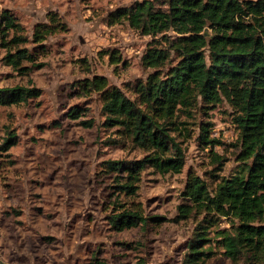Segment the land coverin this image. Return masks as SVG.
Segmentation results:
<instances>
[{"label":"rangeland","instance_id":"obj_1","mask_svg":"<svg viewBox=\"0 0 264 264\" xmlns=\"http://www.w3.org/2000/svg\"><path fill=\"white\" fill-rule=\"evenodd\" d=\"M143 0H0L23 25L22 46L35 55L17 69L0 47V86L34 85L42 94L27 102L0 106V258L10 264H184L189 240L202 214L180 218L178 206L191 202L183 190L191 175L212 187L238 169L239 130L227 102L181 114L185 130L174 132L185 152L181 172L142 171L135 194L117 186L108 160H137L153 153L106 122L97 77L131 98L134 85L155 68L143 62L153 36L143 34L111 13ZM170 12L169 36L188 32L190 21L169 0H152ZM59 16V28L43 43L33 41L40 23ZM72 111H77L71 114ZM76 115V116H74ZM212 123L213 150L200 139ZM91 123V124H88ZM12 130L17 143L2 145ZM178 133V134H177ZM215 153L223 156L218 162ZM131 209L145 221L118 229L111 216ZM217 227H230L222 217ZM215 230L210 237L215 239ZM215 254L203 264H255L232 260L212 240ZM209 245V244H207Z\"/></svg>","mask_w":264,"mask_h":264},{"label":"trees","instance_id":"obj_2","mask_svg":"<svg viewBox=\"0 0 264 264\" xmlns=\"http://www.w3.org/2000/svg\"><path fill=\"white\" fill-rule=\"evenodd\" d=\"M169 2L192 24L188 32L169 36L175 18L155 8L152 0L111 13V22L126 19L133 28L153 36L143 62L155 69L134 85V98L118 86H109L102 76L94 84L102 94L107 124L119 126L128 138L153 153L137 160H108L107 168L118 173L117 186L128 194L136 193L148 166L163 173L181 172L186 156L174 134L179 128L181 133L185 130L180 127L184 124L181 114L191 115L204 106L227 101L239 130L235 144L239 148L238 169L218 179L215 187L199 175L189 177L183 197L191 205L179 204L178 215L187 218L195 212L203 218L189 240L184 264H203L212 257V240L232 260L245 258L264 264V0ZM60 20L53 14L50 23L38 24L33 41L41 44L47 40L59 28ZM22 30L23 25L9 9L0 10V47L6 50L7 64L20 70L28 68L22 67L25 61L35 64V55L22 46L28 40ZM41 94L42 89L34 85L0 86V106L27 102ZM212 128L211 122H204L200 135L211 150L223 144L211 137ZM17 140V134L9 130L2 150H9ZM215 157L218 162L224 160L217 153ZM222 217L230 227H217ZM145 219L131 209L111 216L120 230L138 226ZM212 229L215 239L210 237Z\"/></svg>","mask_w":264,"mask_h":264},{"label":"water","instance_id":"obj_3","mask_svg":"<svg viewBox=\"0 0 264 264\" xmlns=\"http://www.w3.org/2000/svg\"><path fill=\"white\" fill-rule=\"evenodd\" d=\"M206 34H208V31H206ZM0 263H1V264H10L9 262H6V261H4V260L1 259V258H0Z\"/></svg>","mask_w":264,"mask_h":264}]
</instances>
